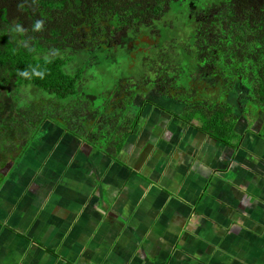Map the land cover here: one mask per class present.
<instances>
[{
  "label": "crops",
  "instance_id": "crops-1",
  "mask_svg": "<svg viewBox=\"0 0 264 264\" xmlns=\"http://www.w3.org/2000/svg\"><path fill=\"white\" fill-rule=\"evenodd\" d=\"M155 100L0 151V264H264L262 123L228 144Z\"/></svg>",
  "mask_w": 264,
  "mask_h": 264
},
{
  "label": "trees",
  "instance_id": "trees-1",
  "mask_svg": "<svg viewBox=\"0 0 264 264\" xmlns=\"http://www.w3.org/2000/svg\"><path fill=\"white\" fill-rule=\"evenodd\" d=\"M119 33L133 41L131 53L140 59L133 76L143 88L119 79L105 90L109 110L118 105L140 111V99L158 104L155 98H171L185 105L191 114L185 119L198 117L204 130L228 144L235 108L254 100L260 102L259 116L264 113V0H0V94L5 88L14 104L29 106L41 123L55 116L67 121L62 127L74 129L67 104L100 108L98 95L84 84L96 77L93 72L130 56L118 46L121 61L107 57ZM28 87L48 98L31 108L23 97H33L21 98ZM246 106L239 113L250 121ZM86 112L79 120L100 115ZM21 131L20 126L19 138L28 137ZM259 133L264 138V122ZM121 136L119 145L129 136L127 127Z\"/></svg>",
  "mask_w": 264,
  "mask_h": 264
},
{
  "label": "rangeland",
  "instance_id": "rangeland-1",
  "mask_svg": "<svg viewBox=\"0 0 264 264\" xmlns=\"http://www.w3.org/2000/svg\"><path fill=\"white\" fill-rule=\"evenodd\" d=\"M113 43L114 44H113L112 56L110 54L107 55V57H109V59L114 60L115 57L118 56L117 59L121 61V58H119V57L124 56V55H121V53L118 54V52H117L118 46H120L124 49L125 52L123 54H130V56L124 57L123 61H121V63H118V64L116 63L115 65H113L111 67V69H108V71L106 69L102 68L100 71H97V73L93 72L94 76L96 75V77L89 79L88 80L89 82H86L84 84V86H85V91L96 93L98 95V98L96 99L95 103L100 108L93 109L90 107L88 109V107L85 103H80L78 105L77 104L75 105L74 102L73 103L69 102V104H67V107H66L64 112H65V115L68 116L66 118L70 119L73 123V125H72L69 122L72 126L71 128H74V129L82 128V129H84L86 126L89 125V123H91V124L93 123V122H90L93 117L86 119V120H79V118H81L79 116V114L80 115L82 114V111H84V108L86 109L87 114L89 112L92 114L99 112V113H107V116H108V114L111 113L112 115H110V114L109 115L112 117L113 123L115 122V119H118L116 116H114V115H116L115 113L118 114V113H124V112L126 113L127 112L128 109L127 110L125 109L126 111H123L124 107H120L117 105L114 108L111 107V110H109L108 106L106 105L110 100L109 99L110 96H108V93H105V90L113 89L119 79H120V82L125 84V85H128L130 82L131 83L135 82L134 87L143 88L141 86V83H143V81L138 80V82H137L136 81L137 76H133V73L139 69L138 63H139L140 59H139V56L137 53H131V50L134 49V44H133L132 39L126 37V35L124 33H119L118 35H116V38L113 41ZM101 52H103V51H101ZM113 52H115L117 55H113ZM107 64L108 63H106V66L109 68V65H107ZM128 73H131V74H128ZM160 80L164 81L163 77H160ZM206 84L208 85L209 83L206 81ZM1 90L4 93L0 94V151L3 149H4V151L7 150V148L11 144H15V143L23 144L26 142L28 137H21V138H18L17 140H15V136L18 134L17 131L20 130V126L23 129V131H21V134H23L25 136L26 134L28 135L30 133V130H29L30 127L27 124V122L30 120L31 121L34 120V121H32L31 125L33 128L32 131L38 130L36 132V134L39 133V131H41V129H49L50 127H52V125H54V126L59 125L62 127V125L66 124L67 121L65 122L62 119H60V121H59V119L57 120V118L55 116H51L49 118L43 119L42 123L38 121L37 117L35 119H33V115H32V117L30 115L33 111H31L29 106H25V105L24 106H22V105L18 106V104H21V103H18L17 105L14 104L13 101L5 94V88L1 89ZM138 93H141V95L145 96L146 91H139ZM25 94H30L33 98L23 97ZM22 97L24 98V102L32 103L31 108H34L36 106L38 107L39 104L41 105L42 100L48 98V96L45 95L43 92L35 91L32 87L24 88L23 93L21 95V98ZM106 97H108V98H106ZM120 97H122V96H120ZM242 98H243V96L239 97V101ZM212 100H213V98H212ZM259 103L260 102H255L254 100H252V101H248L246 103L247 106L243 105V108L241 107L242 109H244V107L246 106L247 112H249V110H250L252 118H250L249 123L251 124V127L253 125L258 124V123L263 124V122H264V113L263 114L261 113L259 116V112H258V110H260L259 109V107H260ZM104 105H106L107 109H105ZM197 105H198V103H197ZM18 107H19V109L23 110V114H19V112H17L16 109ZM241 108H239V109L235 108L233 111V113H236V116L238 117V119L236 120L237 124L239 122V118H241V115L239 113L241 111L240 110ZM133 111H135V109L132 108L127 113H132ZM183 114H184V116H186V115H189L190 113L187 112V110H186V111H183ZM255 116H257V117L259 116L260 119H258V121H255ZM89 117H90V115H89ZM16 119H19V121H17ZM120 119H122V117H120ZM135 120H137V119H135ZM118 122H121V121L118 119ZM237 124H236V127L234 128L235 134H230V136H228V137L226 135L225 136L226 139H229V140L233 139L234 140L233 137L237 136V133H238V131H236L237 130ZM102 125H105V123L102 122ZM102 125H101V123L97 124V125H96V123H93L92 127L91 126H88V127L91 128L92 131H93V129L103 128L104 130L101 129L100 131L101 132L103 131L102 134L105 135V133L107 132L106 131L107 126L103 127ZM65 129H68V127H65ZM223 133L226 134V132H223ZM35 138L36 137L29 138L28 143L34 144ZM104 140H106V137L100 138L101 143H104ZM97 142H99V141H97ZM28 143H27V145H28ZM0 155H1V160L6 159L8 157V154L6 152L3 154H0Z\"/></svg>",
  "mask_w": 264,
  "mask_h": 264
},
{
  "label": "clouds",
  "instance_id": "clouds-1",
  "mask_svg": "<svg viewBox=\"0 0 264 264\" xmlns=\"http://www.w3.org/2000/svg\"><path fill=\"white\" fill-rule=\"evenodd\" d=\"M36 27H37V29H39V28H40V24L38 23V24L36 25Z\"/></svg>",
  "mask_w": 264,
  "mask_h": 264
}]
</instances>
